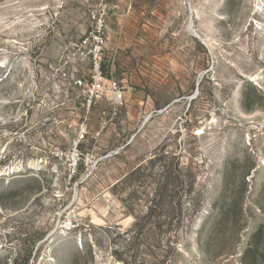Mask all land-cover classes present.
Returning <instances> with one entry per match:
<instances>
[{
	"label": "rangeland",
	"instance_id": "rangeland-1",
	"mask_svg": "<svg viewBox=\"0 0 264 264\" xmlns=\"http://www.w3.org/2000/svg\"><path fill=\"white\" fill-rule=\"evenodd\" d=\"M0 264H264V0H0Z\"/></svg>",
	"mask_w": 264,
	"mask_h": 264
},
{
	"label": "built area",
	"instance_id": "built-area-1",
	"mask_svg": "<svg viewBox=\"0 0 264 264\" xmlns=\"http://www.w3.org/2000/svg\"><path fill=\"white\" fill-rule=\"evenodd\" d=\"M96 26L90 30L89 35L81 38L80 46H90L86 51L93 63V74L89 80L77 78L74 81L75 87L82 88L85 97L84 103L90 108L102 100H106L113 111L117 113L119 107L125 102V88L113 76H108L104 70L103 44H104V19L102 16L96 17ZM85 51H83L84 54ZM66 76V73H63ZM84 137V130L81 129L78 140H74L73 147L77 151L78 144Z\"/></svg>",
	"mask_w": 264,
	"mask_h": 264
},
{
	"label": "water",
	"instance_id": "water-1",
	"mask_svg": "<svg viewBox=\"0 0 264 264\" xmlns=\"http://www.w3.org/2000/svg\"><path fill=\"white\" fill-rule=\"evenodd\" d=\"M191 24H192V26H194L193 19H191Z\"/></svg>",
	"mask_w": 264,
	"mask_h": 264
},
{
	"label": "bare ground",
	"instance_id": "bare-ground-1",
	"mask_svg": "<svg viewBox=\"0 0 264 264\" xmlns=\"http://www.w3.org/2000/svg\"><path fill=\"white\" fill-rule=\"evenodd\" d=\"M33 164H35V163H33V161L31 162V165H33Z\"/></svg>",
	"mask_w": 264,
	"mask_h": 264
}]
</instances>
